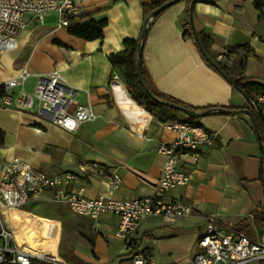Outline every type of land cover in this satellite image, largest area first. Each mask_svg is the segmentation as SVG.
Masks as SVG:
<instances>
[{
	"label": "crops",
	"instance_id": "obj_1",
	"mask_svg": "<svg viewBox=\"0 0 264 264\" xmlns=\"http://www.w3.org/2000/svg\"><path fill=\"white\" fill-rule=\"evenodd\" d=\"M154 1L158 0H79L83 15L106 20L103 37L95 40L69 34L58 24L56 12L47 13L42 24L25 15V30L0 56V85L26 69L30 75L23 89L31 92L40 75L58 70L65 95L90 104L96 117L67 131L51 123L52 114L37 105L30 110L0 106V169L16 156L36 172L72 171L76 178L67 188L97 198L108 194L104 180L88 166L97 162L122 177L114 198L134 199L153 192L166 160L158 146L173 141L177 132L164 127L171 120L160 121L133 94L108 56L123 49L124 39L140 37L142 5ZM186 8L187 1L181 0L148 26L142 57L154 85L162 94L195 108L250 107L248 98L207 61L195 36L185 35L183 27L190 23L195 33L207 38L203 52L211 60L222 54L220 61L230 76L264 83V12L252 0H197L192 18ZM19 90L16 87L14 93ZM197 122L218 133L215 145L180 155L178 167L190 174V181L164 197L166 202L191 205L193 213L174 222L148 216L133 236L135 248L115 236L117 216L103 214L100 229L94 231L91 219L52 202L50 191L26 203L20 212L60 224L65 220L76 261L58 256L72 264H121L135 253H147L158 264H190L209 215L223 228L259 238L264 234V184L259 179L262 158L250 118L214 114ZM48 205L68 211L55 215L42 211ZM247 264H264V260Z\"/></svg>",
	"mask_w": 264,
	"mask_h": 264
},
{
	"label": "built area",
	"instance_id": "obj_2",
	"mask_svg": "<svg viewBox=\"0 0 264 264\" xmlns=\"http://www.w3.org/2000/svg\"><path fill=\"white\" fill-rule=\"evenodd\" d=\"M258 3L264 12V0H252ZM56 12L58 24L67 27L71 20L83 16L79 0H0V56L12 48L27 23L25 15H31L38 23L43 17ZM183 33L194 36L190 23L183 27ZM223 60V55L217 56ZM30 73L24 69L16 77L2 84L0 106L16 107L30 110L37 105L40 111L52 114L50 122L65 129L74 131L78 125L93 120L90 104H83L73 97H67L58 70L47 75H40L33 89L28 92L23 85ZM19 87L17 94L14 89ZM257 104L264 106V94L257 97ZM164 127L177 132L171 142H160L158 151L166 156L158 180L154 183L150 195L134 199H116L113 197L122 185V177L115 171L97 163H88L89 168L97 172L108 187L107 195L87 198L81 191L69 190L67 187L76 176L72 171L55 174L36 172L20 157L7 160L0 169V264H72L57 255H40L27 244H18L4 220L3 209L21 208L46 191L54 203L66 205L75 215L91 219L93 230L101 227V216L112 214L118 217L115 236L135 248L133 239L141 222L148 216H162L168 222L191 215L193 207L186 203L166 202V192L186 186L190 174L178 167L180 155L211 148L215 145L218 133L210 131L199 123L186 119H173ZM199 250L195 252L190 264H247L254 260H264V234L252 240L246 235L231 228H223L213 215L207 216L205 230L198 240ZM121 264H158L147 253H135L129 261ZM163 264H180L169 262Z\"/></svg>",
	"mask_w": 264,
	"mask_h": 264
},
{
	"label": "trees",
	"instance_id": "obj_3",
	"mask_svg": "<svg viewBox=\"0 0 264 264\" xmlns=\"http://www.w3.org/2000/svg\"><path fill=\"white\" fill-rule=\"evenodd\" d=\"M169 0H158L150 3H144L142 5L143 10V16L144 20L149 16V14L167 2ZM187 1V8H186V14L192 18V9L193 5L197 0H186ZM258 8V3H255ZM106 24V20L103 19L101 21L95 20L91 16H85L83 15L77 20H71L69 25L66 27L69 34L79 37L84 40H95L100 39L104 35L103 28ZM196 43L199 47H201L204 51H206V41L207 38L202 36L200 32L196 31ZM140 38L132 39V38H126L123 40V49L117 52H114L108 56V59L112 63L113 66H117L121 69L122 76L124 77L125 83L131 88L133 94L142 101L150 110H153L160 121L167 122L168 120L175 119L180 114H183L185 117H183L186 120H189L191 122L198 123L197 120L199 118H191L182 113L179 110L170 108L165 105H161L158 103H155L149 95L146 93V91L143 89L142 85L140 84L138 77H137V60L139 58L138 53V46H139ZM214 63L219 68V73L222 74L226 80L231 84L233 89L241 91L249 100L250 107L248 108H237L233 105H229L227 107H211L214 109H249L252 113L253 119L256 122V125L258 127V130L261 135L262 142H264V115L261 113V109L264 106H260L257 104V97H254V94H264V83L249 80L245 77H233L230 76L227 72L226 66L216 58H212ZM141 60V69H142V78L144 80V83L148 87V89L160 100L171 102L177 105H181L190 109H194L198 112H202L206 109H210L208 107L204 108H195L190 105H187L181 101H178L170 96L162 94L156 86L154 85L146 67L144 64V60L142 57V54L140 56ZM217 70V69H216ZM3 93L2 85H0V94ZM221 114V113H217ZM250 126L253 129L252 126V119L250 118ZM1 142V141H0ZM259 179L264 184V163H261L260 171H259ZM262 208H264V205H262Z\"/></svg>",
	"mask_w": 264,
	"mask_h": 264
},
{
	"label": "rangeland",
	"instance_id": "obj_4",
	"mask_svg": "<svg viewBox=\"0 0 264 264\" xmlns=\"http://www.w3.org/2000/svg\"><path fill=\"white\" fill-rule=\"evenodd\" d=\"M180 115L185 117L183 114ZM23 209L24 206L16 209H3L4 220L7 227L11 229L13 241L15 238L21 245L23 241L33 240L40 250H48L55 256L58 253L65 260L71 262L76 261L72 258L70 232L65 220L60 224L56 220L20 212ZM44 210L52 212V215L68 211L67 209H56L53 205L42 207V211Z\"/></svg>",
	"mask_w": 264,
	"mask_h": 264
},
{
	"label": "water",
	"instance_id": "obj_5",
	"mask_svg": "<svg viewBox=\"0 0 264 264\" xmlns=\"http://www.w3.org/2000/svg\"><path fill=\"white\" fill-rule=\"evenodd\" d=\"M181 0H169L167 2H165L164 4H162L161 6H159L158 8H156L155 10H153L149 16L147 18H145L144 20V25H143V29L141 31V35H140V41H139V46H138V53H139V58L137 60V77L138 80L140 82V84L142 85L143 89L146 91V93L149 95V97L158 104L161 105H165L168 106L170 108L176 109L181 111L182 113H184L185 115H187L188 117L191 118H202L208 115H214L217 113H221V114H244L247 115L249 118L252 119V126H253V130L255 133V137H256V141H257V145L259 147L260 153H261V158H262V163H264V142H262L261 139V135L260 132L258 130V127L256 125V122L253 119L252 113L249 109H214V108H210V109H206L202 112H198L194 109H190L181 105H177L171 102H167V101H163L160 100L158 97H156L146 86V84L144 83V80L142 78V69H141V60H140V56L142 54V49H143V44L147 35V29L149 24L152 22V20H154L162 11H164L165 9H167L168 7H170L171 5L179 2ZM194 31V28H193ZM194 36H196V33L194 31ZM201 52L203 53L204 57L207 59V61L215 68L217 69V71H219V68L217 67V65L214 63L213 60H211L202 50V48L200 47ZM220 72V71H219Z\"/></svg>",
	"mask_w": 264,
	"mask_h": 264
},
{
	"label": "bare ground",
	"instance_id": "obj_6",
	"mask_svg": "<svg viewBox=\"0 0 264 264\" xmlns=\"http://www.w3.org/2000/svg\"><path fill=\"white\" fill-rule=\"evenodd\" d=\"M121 87V86H120ZM124 101V100H123ZM16 209V208H15ZM22 244H27L29 245L30 247H32L33 249H35L40 255H54L52 253H50L48 250H45V249H38L37 247V243H35L33 240H30V241H23ZM21 244V245H22Z\"/></svg>",
	"mask_w": 264,
	"mask_h": 264
}]
</instances>
